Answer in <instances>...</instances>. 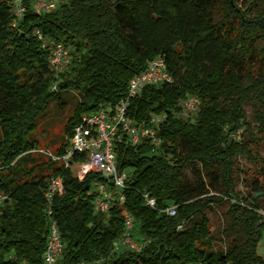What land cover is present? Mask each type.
Wrapping results in <instances>:
<instances>
[{"label":"trees","instance_id":"16d2710c","mask_svg":"<svg viewBox=\"0 0 264 264\" xmlns=\"http://www.w3.org/2000/svg\"><path fill=\"white\" fill-rule=\"evenodd\" d=\"M47 1L57 8L38 12L24 0L18 18L15 0H0V264H44L50 218L66 245L58 264H264V0ZM43 40L69 51L58 77ZM157 58L172 82L146 86L128 116L141 125L165 115L154 126L161 146H116L118 169L129 173L125 200L96 212L100 175L80 180L48 154L64 156L82 115L119 104ZM190 97L199 100L191 116L181 107ZM56 102L67 116L49 145L36 135ZM245 104L257 106L255 132H241ZM240 159L253 164L242 199ZM55 178L64 190L49 204ZM221 205L225 224L213 233L207 210ZM127 216L140 251L120 245Z\"/></svg>","mask_w":264,"mask_h":264},{"label":"built area","instance_id":"2783aa9c","mask_svg":"<svg viewBox=\"0 0 264 264\" xmlns=\"http://www.w3.org/2000/svg\"><path fill=\"white\" fill-rule=\"evenodd\" d=\"M23 1L15 0V13L18 18L25 12ZM32 1L34 4L38 3L35 5L36 8L34 7L38 12H49L57 8V3H49L47 0ZM36 34L40 36L38 31ZM42 48L49 51L50 69L55 77H58L66 70L70 62L69 51L62 44H51L47 40H43ZM171 82L172 78L161 58L149 62L147 69L130 81L127 96L119 104L108 105L96 112L82 115L74 127L70 148L64 156L57 157L48 154L54 161L62 162L65 169L74 171L75 176L80 180L90 173L100 175L102 181H96L92 190V193L96 194L94 202L96 212L108 214L116 203H123L125 200L123 192L128 189L126 182L129 173L127 171L120 172L118 169L116 146L124 141L133 147L148 142L156 153L162 143L154 126L158 125L165 115H153L149 119V124L138 125L128 116L131 100L139 96L146 86ZM52 89L56 90V86H53ZM198 106L199 100L196 97L181 101L183 112L189 116L197 112ZM75 154L82 155L84 160L73 162ZM63 190L62 179H53L46 192L47 202L50 204L53 197L56 194H62ZM143 198L146 206L155 209V199L147 194L143 195ZM4 200L5 197L0 195V206ZM176 211V206H172L165 213L173 217L176 215ZM51 214L52 212L49 210L48 215L51 216ZM133 226L132 218L127 216L120 245L122 244L132 251H140L139 245L130 234ZM181 229L182 226H179L178 230ZM120 245L116 244L114 250L117 251ZM65 246L56 221L50 218L48 241L43 256L44 264H58V258L63 254Z\"/></svg>","mask_w":264,"mask_h":264},{"label":"rangeland","instance_id":"374dc122","mask_svg":"<svg viewBox=\"0 0 264 264\" xmlns=\"http://www.w3.org/2000/svg\"><path fill=\"white\" fill-rule=\"evenodd\" d=\"M244 1L245 0H238V4L241 5L242 2ZM37 4H34V7ZM244 108L246 111V119H245V125L241 132H243L247 126L250 127L255 132L256 123H255L254 114L255 111L257 110V106L253 104H245ZM66 116L67 114L64 113L62 107L57 102L54 103L51 106V109L47 113V115L40 120L39 130L36 137L43 141L46 140V143H48L49 145H53V143H56L59 139V135L63 131V125ZM236 140L239 141L240 140L239 137H236ZM51 152L53 153L52 149ZM260 155L262 156V158H264V145L260 149ZM239 163H240V168H239L238 184H237L236 192L239 195V198L242 199L252 194V186L254 184L250 176V172L253 170V164L249 162L247 159H240ZM187 173H188V177H190V172L188 171ZM224 210H225V205L209 208L207 210L208 216L211 220V227L213 233H218L219 231H221L225 224V220L222 215V212ZM260 214L264 217V212L261 211ZM216 248H220V245H216ZM258 253L259 255L264 257V237L258 246Z\"/></svg>","mask_w":264,"mask_h":264},{"label":"crops","instance_id":"0c3cea01","mask_svg":"<svg viewBox=\"0 0 264 264\" xmlns=\"http://www.w3.org/2000/svg\"><path fill=\"white\" fill-rule=\"evenodd\" d=\"M121 246H123L122 244H121ZM124 247V246H123Z\"/></svg>","mask_w":264,"mask_h":264}]
</instances>
